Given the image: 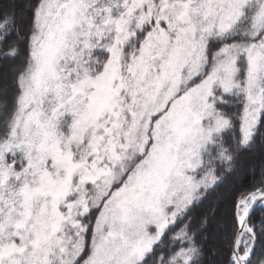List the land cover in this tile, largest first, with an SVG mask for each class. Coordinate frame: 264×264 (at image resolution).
<instances>
[{
	"label": "snow or ice",
	"instance_id": "1",
	"mask_svg": "<svg viewBox=\"0 0 264 264\" xmlns=\"http://www.w3.org/2000/svg\"><path fill=\"white\" fill-rule=\"evenodd\" d=\"M0 264H264V0H0Z\"/></svg>",
	"mask_w": 264,
	"mask_h": 264
},
{
	"label": "trees",
	"instance_id": "2",
	"mask_svg": "<svg viewBox=\"0 0 264 264\" xmlns=\"http://www.w3.org/2000/svg\"><path fill=\"white\" fill-rule=\"evenodd\" d=\"M246 159L254 163H259L258 156L255 153L252 154L251 156H246Z\"/></svg>",
	"mask_w": 264,
	"mask_h": 264
}]
</instances>
